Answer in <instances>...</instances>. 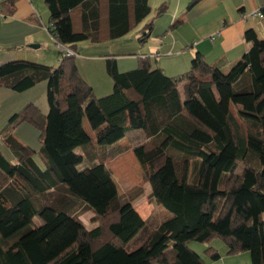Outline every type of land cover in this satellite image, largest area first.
<instances>
[{
	"label": "trees",
	"instance_id": "1",
	"mask_svg": "<svg viewBox=\"0 0 264 264\" xmlns=\"http://www.w3.org/2000/svg\"><path fill=\"white\" fill-rule=\"evenodd\" d=\"M43 1L49 32L74 54L56 67L24 60L0 65L1 88L23 92L45 82L49 107L42 115L27 104L1 135L15 161L0 151V173L14 180L0 185V264H206L220 258L214 240L226 255L247 252L251 264H264V50L254 32L245 33L252 45L227 72L199 53L173 77L145 57L122 73L107 58L112 92L95 98L71 46L125 37L149 17L148 0ZM164 11L161 4L156 14ZM259 13L264 16V6ZM144 30L142 43L153 21ZM24 122L40 131L39 163L11 135ZM136 130L145 140L132 153L154 208L147 219L133 200L119 198L104 163L85 157ZM85 211L94 215L90 230L79 219ZM191 243L204 246L203 255Z\"/></svg>",
	"mask_w": 264,
	"mask_h": 264
},
{
	"label": "crops",
	"instance_id": "2",
	"mask_svg": "<svg viewBox=\"0 0 264 264\" xmlns=\"http://www.w3.org/2000/svg\"><path fill=\"white\" fill-rule=\"evenodd\" d=\"M192 1L148 0L150 15L156 14L158 7L164 4L163 14L168 15L171 30L166 31L167 38L163 36L159 41H153L154 44L149 49L155 50V53L148 51L149 53L142 54V57L148 58L149 64L151 60H154L157 64L156 68L161 69L165 75L173 77L180 74L178 72L181 71H177V61H182L184 65L182 73L188 71L189 69L186 68H190L196 53L201 54L207 64H221L225 72L229 71L242 60L252 45L245 40V33L248 31L254 32L255 38L264 50V16H252L253 13L260 12V8L264 6V0H197L190 6ZM129 12L131 13V9ZM102 13L104 16L108 13L106 2H104ZM147 18L141 23L142 33L148 22H145ZM75 21L74 26L80 29L79 18L76 17ZM49 24L48 9L43 0H0V65L9 61L24 60L56 67L68 48L56 42L48 30ZM107 31L106 28L105 32ZM176 32H179V35ZM168 34H171V39H168ZM113 42L115 41L103 44L81 42L71 46L77 54L76 62L79 72L87 83L96 81L90 77L91 74L82 69L83 61L87 63L84 68H89L90 73L94 65L98 66L99 74L103 72L105 59L109 58L108 54L117 58L115 61L119 66L118 57L125 54L113 53L110 49ZM31 45L38 47L30 48ZM138 63L136 59L135 67H131L130 70L135 69ZM9 92L10 90H3L0 87L1 97H12ZM18 107L7 99L0 103V127L8 122L10 116L18 112ZM85 131L92 139L89 131L86 129ZM148 209L142 213L137 211L143 219H147L154 212L152 206ZM189 247L192 248L191 244ZM212 247L220 253V258L215 261L206 260V264H251L247 252L226 255V246ZM203 249L204 246L201 252Z\"/></svg>",
	"mask_w": 264,
	"mask_h": 264
},
{
	"label": "rangeland",
	"instance_id": "3",
	"mask_svg": "<svg viewBox=\"0 0 264 264\" xmlns=\"http://www.w3.org/2000/svg\"><path fill=\"white\" fill-rule=\"evenodd\" d=\"M167 16L168 15L164 16V14L149 15L148 19L145 21V22L153 21V30L151 32V38H149L150 40L148 39L149 41L147 40L144 43L139 42V36L141 35V30H140V27L142 26L141 24L138 27L131 30L129 34L123 37V39L111 43L110 49L113 53L125 54V56L118 57L119 66H117V70L119 72L122 73L125 72L126 70L129 71L131 67L133 66L135 67L136 59L138 60L139 58H142V54L145 53L148 54L149 53L148 51H151L153 53L156 52L155 50L149 49L154 44L153 41L157 42L160 39H162L163 36L167 38L166 35L168 32L166 31L171 30ZM176 34L179 35V32H176ZM168 35H169L168 39H171L170 36L171 34ZM146 44L147 47H145ZM131 53H135V54H131ZM108 56L109 58L117 60V58H115L111 54H108ZM155 58L157 59L158 56ZM150 64L152 69L157 67L156 66L157 64L155 63L154 60H151ZM176 64L178 65L177 71H181L178 72L181 74L182 66L184 65L182 64V61H177ZM86 65L87 63L83 61L81 66L82 69L86 73L91 74L92 76L90 77L94 81H96V82H90V84L88 83L93 89V96L95 98H101L109 95L112 92L113 83L111 78L107 75V73H105L106 70L103 69V72L99 74L97 71L98 66L94 65L91 68L92 72L90 73L89 68H84ZM46 66H50V65H46ZM180 90H182L181 87ZM9 94H11L12 97L4 98L3 96L2 97L0 96V103L7 99L17 104L19 106L18 107L19 110L18 112L15 113H19L23 109V107H25L27 104L35 105L39 109L42 115H46L48 113L49 107L46 99L45 82L38 83L34 87H31L23 92L10 91ZM83 126L86 130L89 131V134L92 137L91 140H94V134L89 129L86 118H84ZM6 129H9L8 122L0 127V151L7 161L12 162V160L15 161V159H13V155L6 148L5 144L1 139V135L4 133ZM11 135L19 143L35 151L36 154L34 155V160L37 163L41 162L38 156L41 147L40 131L34 125H31L30 123H26V122L20 123L11 131ZM144 140H145L144 134L141 131L136 130V131L128 132L126 134V137L123 139V141L121 140L122 143L120 141L118 145L98 147L95 150L89 149L85 153L86 158L92 155L93 156L96 155L97 156V157L95 156L96 161L104 163L106 168L111 173V178L116 186V190L119 198L125 201L133 200L135 209L138 210L140 213L148 211L149 210L148 208L151 207L147 199L149 188L142 181V170L139 163L135 159L132 150L135 146L141 144ZM86 165H88V163ZM241 170L242 168L239 167L236 173L240 174ZM12 182L14 183V180L12 181L10 178L7 179L2 173H0L1 188L11 187ZM17 186L18 185L16 183V187ZM93 217L94 215L90 211H85L84 213H81L79 215L80 221L85 225V227L88 230L92 229L96 225V223L92 222L94 219ZM160 217H162V215L158 214L157 218ZM33 222L35 225H40L41 221L38 218H34ZM211 245L225 246L220 240H214V242ZM191 246H192L191 249H194V251H196L199 255H203V251L205 247L201 252L203 246H201L200 244L191 243Z\"/></svg>",
	"mask_w": 264,
	"mask_h": 264
},
{
	"label": "built area",
	"instance_id": "4",
	"mask_svg": "<svg viewBox=\"0 0 264 264\" xmlns=\"http://www.w3.org/2000/svg\"><path fill=\"white\" fill-rule=\"evenodd\" d=\"M252 16H253V17H255V16L262 17V14L259 13V12H255V13L252 14ZM71 54H72V53H71L69 50H67V49H66L65 52H64V55H65V56H69V55H71Z\"/></svg>",
	"mask_w": 264,
	"mask_h": 264
},
{
	"label": "water",
	"instance_id": "5",
	"mask_svg": "<svg viewBox=\"0 0 264 264\" xmlns=\"http://www.w3.org/2000/svg\"><path fill=\"white\" fill-rule=\"evenodd\" d=\"M36 47H38V46H34V45H31V46H30V48H36Z\"/></svg>",
	"mask_w": 264,
	"mask_h": 264
}]
</instances>
